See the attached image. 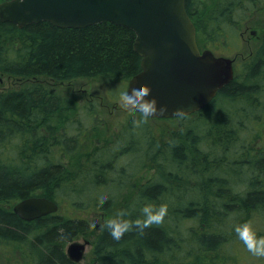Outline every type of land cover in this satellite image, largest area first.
<instances>
[{
    "label": "trees",
    "instance_id": "1",
    "mask_svg": "<svg viewBox=\"0 0 264 264\" xmlns=\"http://www.w3.org/2000/svg\"><path fill=\"white\" fill-rule=\"evenodd\" d=\"M261 2L217 0L208 8L210 14L199 16L205 3L187 0L199 46L234 38L233 26L238 36L245 23L254 21L249 13ZM135 40L132 30L110 22L82 29L41 22L19 29L0 21V75L43 77L57 84L98 77L130 80L141 72ZM237 77L192 115L197 116L194 121H182L189 125H181L167 142L147 129L153 120L136 126L140 114L133 112L127 137L119 136L110 148L98 146L95 137L84 140L89 127L70 120L71 105L56 88L37 82L0 92V241L25 247L32 264H80L68 258L66 249L91 231L86 214L121 208L119 214L124 211V218L135 221L142 218L145 204H166L162 223L142 232L134 227L120 240L112 238L106 225L119 214L104 220L97 228L91 264L231 262L233 253L226 250L238 244L233 232L227 234L233 222L264 212V148L256 139L264 128V42ZM219 102L230 110L219 108ZM87 118L93 125L97 122L91 115ZM248 123L253 133L242 138ZM123 157L127 160L121 164ZM151 164L154 176L141 185L133 202L118 207L126 189ZM246 174L253 181L248 191L228 190L229 176ZM105 193L108 200L101 202ZM31 197L52 200L70 216L65 212L23 221L13 206ZM188 222L193 226L187 227Z\"/></svg>",
    "mask_w": 264,
    "mask_h": 264
},
{
    "label": "water",
    "instance_id": "2",
    "mask_svg": "<svg viewBox=\"0 0 264 264\" xmlns=\"http://www.w3.org/2000/svg\"><path fill=\"white\" fill-rule=\"evenodd\" d=\"M186 1L9 0L0 3V21L19 29L41 22L63 29L104 22L129 28L136 35L134 50L142 58V70L129 85L137 80L151 85L152 95L167 104L168 110L150 118L171 119L198 113L234 79V59L217 57L210 50L201 52ZM126 110L136 112L128 105ZM59 209V204L42 197H31L13 206V212L26 222L56 214ZM89 244H70L67 256L81 263Z\"/></svg>",
    "mask_w": 264,
    "mask_h": 264
},
{
    "label": "rangeland",
    "instance_id": "3",
    "mask_svg": "<svg viewBox=\"0 0 264 264\" xmlns=\"http://www.w3.org/2000/svg\"><path fill=\"white\" fill-rule=\"evenodd\" d=\"M217 0H202L205 3L204 7L201 8V13L199 16L210 14V10L212 8L211 4L216 2ZM261 6L259 9L250 12L249 15L254 18V21L250 23L251 29L245 35L244 39L249 40V37H253L251 34L252 30H255L257 36L261 37L264 34V0L261 2ZM211 6L210 10L208 8ZM202 9H206V13H203ZM198 16V17H199ZM235 15H232L231 21H233ZM235 23V22H234ZM232 32H234L235 37L229 39L225 42H218L216 44L205 43L202 44V50L204 49H212L217 56H227L229 58H233L236 54L242 53L243 57H246L250 51L252 50V46L249 48L247 43L242 40L241 37L236 36V27L233 26ZM236 38V40H235ZM253 46L256 47L258 44L253 42ZM236 57V56H235ZM236 69L237 76L242 73L243 61L240 57H236ZM237 77V78H238ZM43 83L49 87L56 88L61 95L67 100V104L71 105V111L68 113L71 121L82 120L84 122V126L89 127L87 131L84 132V140H89L91 137L97 138L96 142L98 146L104 148L106 145H109L108 148L112 147L118 141L119 136L121 137L124 133L127 137L129 132H126V123L134 117L133 111L128 112L126 110V104L122 102L120 99V90L122 87L129 84V80H124L120 82H112L105 78H84L77 79L75 81L66 82L62 84L54 83L49 78H17L9 75H0V92L9 91V90H19L25 86H28L32 83ZM222 102H219V108H229V106L221 105ZM230 110V108H229ZM88 111L90 113H88ZM229 112V111H228ZM60 112L59 119L62 121L65 115V109L63 113ZM88 113V114H87ZM230 115L232 114L229 112ZM88 115H91L93 119H96L97 122L95 125L88 122ZM192 116V115H191ZM181 118H172V119H156L153 120L147 129L149 131H153L156 137L160 140L163 139L164 142H167L171 139L174 131L178 129L181 125H189L187 121H194L197 116H186ZM58 119V120H59ZM189 119V120H188ZM187 120L185 122H182ZM243 132L242 138H248L249 135L253 133V130L249 126ZM124 130V131H123ZM176 131H180V128ZM76 132V129L74 130ZM141 133V132H140ZM172 133V134H171ZM257 141L264 148V128H259V132L256 135ZM255 139V140H256ZM120 144V143H118ZM85 152L88 151V145H84L82 148ZM143 154L139 155L136 159L137 165L143 160ZM127 158L123 157L119 159L121 164L126 161ZM154 164L149 165L144 172H142L135 182L126 189V195L124 199L119 203L118 207L124 206L134 201L137 190L141 187L142 184L148 182L155 174ZM250 175H240L239 177L232 178L229 176L227 178L228 190H241L243 193L245 190L248 191L251 182L249 181ZM252 178V177H251ZM192 187L198 185V183L191 184ZM121 209V208H119ZM118 208L111 212L105 213H96L91 211L86 214L87 220L90 223V219L93 216L100 218V223L91 224V231L87 236H79L73 242L85 243L86 240L91 242L90 245L86 246L84 258L82 264H91L94 262L93 256V247L92 242H94L95 236L98 233L97 228L99 225L103 224L104 220H108L116 217L119 214ZM59 213H67L70 216V211L68 209H60ZM263 211V210H262ZM108 218V219H107ZM243 221L242 223H240ZM245 223L251 224L253 229L257 232L258 235L264 236V212H258L256 214L248 215L244 220H239L233 222L235 227H232L228 231V235L233 232L234 238L237 240L238 244L231 250H226L229 254H232L230 258L231 262L229 263H221V264H264V257H256L251 252L248 251L247 247L243 244V242L238 238L237 233L235 232V228L237 226H242ZM194 222H188L187 227H192ZM97 232V233H96ZM37 262L38 260L35 259ZM0 264H32V258L25 247H17L12 243L0 241ZM178 264V263H176Z\"/></svg>",
    "mask_w": 264,
    "mask_h": 264
},
{
    "label": "clouds",
    "instance_id": "4",
    "mask_svg": "<svg viewBox=\"0 0 264 264\" xmlns=\"http://www.w3.org/2000/svg\"><path fill=\"white\" fill-rule=\"evenodd\" d=\"M152 92L151 85L139 80L131 85L122 87L120 90L122 102L140 114L139 119L134 121L136 126L146 123L150 117L155 116L157 113L168 110V105L161 104L159 98L152 95ZM177 111H180V109H177ZM106 200H108V195L105 193L101 196V202ZM140 212L142 218H137L135 221L124 218L126 215L124 211L120 212L119 219L106 221L112 238L120 240L125 233L133 230L134 227L142 232L145 228L162 223L167 215L168 206L162 204L156 207L152 204H145L140 209ZM90 223L93 225L98 224L100 223V218L93 216L90 219ZM235 232L249 252L256 257H264V236L258 235L251 224L245 223L242 226H237Z\"/></svg>",
    "mask_w": 264,
    "mask_h": 264
},
{
    "label": "flooded vegetation",
    "instance_id": "5",
    "mask_svg": "<svg viewBox=\"0 0 264 264\" xmlns=\"http://www.w3.org/2000/svg\"><path fill=\"white\" fill-rule=\"evenodd\" d=\"M251 29V26H250V24L249 23H245V26H244V28L239 32L238 31V33H239V37H241L242 38V40L243 41H245L246 43H247V45H248V47L250 48L251 46H252V50L250 51V53L246 56V57H243L242 56V53H239V54H236L235 56L237 57H240V59H242V61H243V63L244 64H246V63H249V64H251L252 62H253V60L255 59V56H256V53H257V50L260 48V46L262 45V43L264 42V34L263 35H261V37H259V36H257V33H256V31L255 30H252L251 31V34H252V36L253 37H249V40H247V39H244V37H245V35L248 33V31ZM253 42H256L257 44H258V46H256V47H254L253 46ZM200 49H201V51H204V50H207V49H204V50H202V48L200 47ZM210 50H212V49H210ZM213 51V50H212ZM214 52V51H213ZM215 53V52H214ZM216 55V54H215ZM217 56V55H216ZM233 57L234 58V60H235V62H234V64H233V69H234V79L237 77V69H236V67H235V65H236V61H237V58L236 57ZM217 57H219V56H217ZM243 68H244V65H243ZM243 68H242V70H243ZM233 79V80H234ZM100 226V225H99ZM99 226H98V228H99ZM86 241H88V240H86ZM89 242V241H88ZM72 243H75V242H72ZM72 243H70V244H72ZM90 244H91V242H89ZM69 244V245H70ZM89 244V245H90ZM68 245V246H69ZM67 246V247H68ZM92 247H93V242H92ZM69 258V257H68ZM80 264H82V263H80Z\"/></svg>",
    "mask_w": 264,
    "mask_h": 264
},
{
    "label": "bare ground",
    "instance_id": "6",
    "mask_svg": "<svg viewBox=\"0 0 264 264\" xmlns=\"http://www.w3.org/2000/svg\"><path fill=\"white\" fill-rule=\"evenodd\" d=\"M228 110V109H227ZM126 139V137H124ZM131 141V140H130ZM232 176V175H231ZM168 223V222H167Z\"/></svg>",
    "mask_w": 264,
    "mask_h": 264
}]
</instances>
